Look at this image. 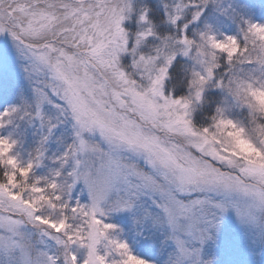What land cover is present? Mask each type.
I'll list each match as a JSON object with an SVG mask.
<instances>
[{
  "label": "snow or ice",
  "instance_id": "6c2138e0",
  "mask_svg": "<svg viewBox=\"0 0 264 264\" xmlns=\"http://www.w3.org/2000/svg\"><path fill=\"white\" fill-rule=\"evenodd\" d=\"M0 41L24 81L0 101V264H264V22L221 0H0ZM16 121L43 132L27 161Z\"/></svg>",
  "mask_w": 264,
  "mask_h": 264
},
{
  "label": "rangeland",
  "instance_id": "374dc122",
  "mask_svg": "<svg viewBox=\"0 0 264 264\" xmlns=\"http://www.w3.org/2000/svg\"><path fill=\"white\" fill-rule=\"evenodd\" d=\"M233 0H221V6L226 7L228 4H232ZM238 1V0H234ZM252 7L259 13L255 16H263L264 14V0H253ZM216 12V13H215ZM211 23H213L221 32L224 34H234L236 31L233 26L230 25V21L220 15L216 10L211 8V12L206 16ZM264 20V18H263ZM0 46H4L2 41H0ZM7 52L3 57H0V101L4 99H11V90L14 84L24 86V81L22 79V74L18 63L14 59V54L11 52L10 42L6 45ZM18 102V101H14ZM3 104H0V110H2ZM49 114H52L51 112ZM19 124V127H16ZM7 132L12 134L13 139L19 141L16 148V154L22 161H27L30 158V154H34V148L37 146L38 141L43 134L39 129V125L36 124L34 127H29L27 123H22L16 121L11 127L7 129ZM65 130L63 128L57 130L55 136L50 141L48 145V153L52 156L58 150V144L56 142L57 138L64 134ZM49 156V157H51ZM45 164L51 167V161L45 160ZM46 171V169H38V174Z\"/></svg>",
  "mask_w": 264,
  "mask_h": 264
},
{
  "label": "trees",
  "instance_id": "16d2710c",
  "mask_svg": "<svg viewBox=\"0 0 264 264\" xmlns=\"http://www.w3.org/2000/svg\"><path fill=\"white\" fill-rule=\"evenodd\" d=\"M252 1L253 0H238L232 1V5L236 7L238 10H240L246 17L252 18L254 21L264 22V14L261 16H255V14L259 13L252 7ZM211 12V7L208 9V12L206 13V16ZM216 13V12H215ZM230 25L233 26V28L236 30V26L230 22ZM48 156H51L47 154ZM145 252H152L153 250L144 248L142 249Z\"/></svg>",
  "mask_w": 264,
  "mask_h": 264
}]
</instances>
